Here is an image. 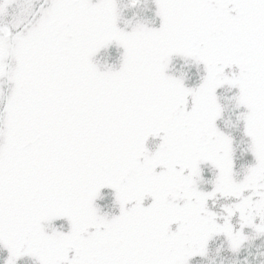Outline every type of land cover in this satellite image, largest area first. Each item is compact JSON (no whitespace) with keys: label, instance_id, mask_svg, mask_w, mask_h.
<instances>
[{"label":"snow or ice","instance_id":"snow-or-ice-1","mask_svg":"<svg viewBox=\"0 0 264 264\" xmlns=\"http://www.w3.org/2000/svg\"><path fill=\"white\" fill-rule=\"evenodd\" d=\"M0 264H264V0H0Z\"/></svg>","mask_w":264,"mask_h":264}]
</instances>
